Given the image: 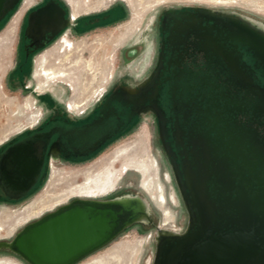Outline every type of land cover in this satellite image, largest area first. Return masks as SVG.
<instances>
[{
	"label": "flooded vegetation",
	"instance_id": "1",
	"mask_svg": "<svg viewBox=\"0 0 264 264\" xmlns=\"http://www.w3.org/2000/svg\"><path fill=\"white\" fill-rule=\"evenodd\" d=\"M106 1L95 0L92 5L90 0H70L68 5L64 0H36L37 5L23 18L18 40L20 59L9 82L15 80L18 71L24 76L30 68V58L60 35L63 37L58 51H63L62 45L72 49L74 42L70 38L104 30L123 18L125 8L116 2L107 6ZM41 8H48L52 16L47 13L41 22L31 23V13ZM155 25L150 73L136 90L111 76L110 85L103 81L98 87V95L77 99L69 75L59 69L58 62L45 67L55 49L37 57V87L67 80L72 98L61 104L54 102L51 94H43L41 108L47 115L0 146V206L12 208L0 212V232H4L0 233V242L12 240L21 226L47 209L14 227L27 213V206L56 201L55 205L72 196L99 201L91 199L96 195L81 194L62 199L63 192L59 190L71 183L78 186L84 182L82 176L100 172L106 163L92 172L84 162L104 157L146 111L154 118L191 219L188 230L167 232L160 238L165 240L158 248L155 264H177L181 258V254L165 257L168 244L174 243L173 233L179 237L193 230L194 234L198 222L218 231L235 227L236 188L252 180L264 182V49L228 20L193 8H165ZM58 164L78 170L81 180H75L76 172H67L75 176L73 182L57 179L59 182L52 185L56 193L42 194L26 204ZM122 181L123 177L117 190ZM0 252L26 261L6 247H1ZM91 252L70 264L80 262Z\"/></svg>",
	"mask_w": 264,
	"mask_h": 264
},
{
	"label": "rangeland",
	"instance_id": "2",
	"mask_svg": "<svg viewBox=\"0 0 264 264\" xmlns=\"http://www.w3.org/2000/svg\"><path fill=\"white\" fill-rule=\"evenodd\" d=\"M64 1L70 4V0ZM90 1L95 5V0ZM115 2L125 8L123 18L104 30L92 31L81 38H70L74 42L72 49H67L68 45L65 48L62 45L63 51H58L63 37L60 35L30 58V68L24 76H20L18 71L15 80L10 83L9 76L20 59L18 40L23 18L37 5L36 0L17 1L0 24V146L8 138L32 128L38 119L47 115L48 112L41 108L40 98L43 94H51L56 103L67 104L72 98L70 90L73 87L75 98H93L98 95V87L102 86L103 81H106L105 85H110L111 76H116L121 83L136 90L150 73L148 64L155 48V19L165 8H193L214 14L243 29L264 49V0H107L106 5H113ZM51 49L55 51L45 67H53L58 62L59 69L69 75L72 87L66 83V79L64 82L48 83L42 89L37 87L38 80L34 78L37 57ZM28 85L30 86L27 87ZM62 109L64 113H68L65 108ZM104 163L105 167L100 172L82 176L84 181L88 175H98L92 184L106 183L97 191L96 197L91 199L110 201L138 198L144 201L148 217L138 219L76 264H155L160 238L167 232L188 230L191 219L158 138L154 118L149 112L141 113L137 124L104 157L86 161L84 166H91L90 170L94 172ZM105 171L108 174L105 175ZM67 172H76L78 175L75 180H81L82 173L78 170L58 164L49 171L42 187L26 204L42 194L56 193L52 185L53 182H59L57 179L60 182H73L75 176L66 174ZM122 177L123 181L117 190ZM71 186L72 183L59 190L63 192L62 196ZM160 189L166 199L164 208L157 201ZM74 198L81 197L72 196L56 203L36 218ZM164 209L167 215L164 214ZM4 210L12 208L0 206V212ZM4 259L16 264H30L14 255L0 252V264H10Z\"/></svg>",
	"mask_w": 264,
	"mask_h": 264
},
{
	"label": "water",
	"instance_id": "3",
	"mask_svg": "<svg viewBox=\"0 0 264 264\" xmlns=\"http://www.w3.org/2000/svg\"><path fill=\"white\" fill-rule=\"evenodd\" d=\"M17 1L0 0V20ZM46 15L52 16L48 8L34 11L31 23L41 22ZM130 200L141 204L136 218H129L121 206L112 205L128 207ZM234 209L236 225L231 230L209 229L204 222H198L194 234L192 230L172 238L174 243L168 244L165 257L181 254L177 264H264V182L252 180L238 186ZM197 215L200 217L199 211ZM143 217H148L146 205L138 198L110 201L80 198L28 222L12 240L1 241L0 248L10 249L30 264H70ZM164 240H160L159 247Z\"/></svg>",
	"mask_w": 264,
	"mask_h": 264
},
{
	"label": "bare ground",
	"instance_id": "4",
	"mask_svg": "<svg viewBox=\"0 0 264 264\" xmlns=\"http://www.w3.org/2000/svg\"><path fill=\"white\" fill-rule=\"evenodd\" d=\"M106 174H108L107 171H105V175ZM98 177H99L98 175L96 177L88 175L83 183L79 184L78 186L69 187L66 190L64 196H62L63 197L62 199L67 198L68 196L73 195V194L91 195V196L96 195L97 191L102 189L106 185V183H104L102 185L101 184L100 185L92 184V181H95V179H97ZM99 179H101V178H99ZM157 198H158V200H157L158 201V205L160 207H163L165 205V203H166V199H165L164 193L161 191V189L159 191V194H158ZM55 202L56 201H53V202L48 203V204L47 203L46 204L45 203H39V204H37V206H27L26 208H24V211H26L27 213L24 216H22L20 219H18L14 223L13 226L15 227V226H18V225L22 224L29 217L37 215L38 213H40L45 208L51 207L52 205H54ZM128 203L130 204L128 207L126 206V204H124V205L123 204L122 205H120V204H112V205L121 206L125 210L126 215L129 218H133V217L136 218V211H137L138 208H141V204L138 203V202H135L134 200H130ZM166 213H167V211H166V209H164V214H166ZM1 225L2 224H0V226ZM126 227H128V226H126ZM125 228H123V229H125ZM176 236L177 235L175 233H173L171 235L172 238L176 237Z\"/></svg>",
	"mask_w": 264,
	"mask_h": 264
}]
</instances>
